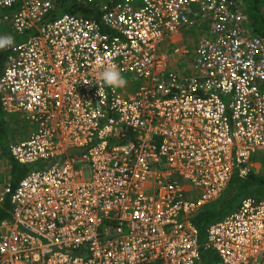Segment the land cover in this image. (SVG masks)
Instances as JSON below:
<instances>
[{"label": "built area", "instance_id": "2783aa9c", "mask_svg": "<svg viewBox=\"0 0 264 264\" xmlns=\"http://www.w3.org/2000/svg\"><path fill=\"white\" fill-rule=\"evenodd\" d=\"M4 36L0 111L30 130L7 143L28 169L0 189V264H200L191 216L264 150V39L243 0H0ZM204 233L218 264H264V198Z\"/></svg>", "mask_w": 264, "mask_h": 264}, {"label": "trees", "instance_id": "16d2710c", "mask_svg": "<svg viewBox=\"0 0 264 264\" xmlns=\"http://www.w3.org/2000/svg\"><path fill=\"white\" fill-rule=\"evenodd\" d=\"M244 12L247 16L250 30L253 34L262 37L264 39V0H243ZM68 10L64 7L63 3H57L53 11L54 14H59L60 12ZM83 11V10H82ZM2 57H0L1 64ZM1 114V113H0ZM4 119L0 117V146L1 152L5 154L10 161V183L13 184L20 176H22L27 171V166L20 165L10 159L7 153V145L3 140H5V130H4ZM37 166H40L38 163ZM264 180L253 173L251 170L247 177L244 179L237 178L233 176L221 194L209 205H204L198 211H196L190 219V222L197 230V242L200 246L199 248V259L200 264H218V258L213 251L208 249H203L202 244L204 242V230L208 224L222 218L224 215L228 214L238 205L241 199L245 197H251L253 199H261V196L257 192L260 184ZM8 214V201L7 198H3L0 202V218Z\"/></svg>", "mask_w": 264, "mask_h": 264}, {"label": "rangeland", "instance_id": "374dc122", "mask_svg": "<svg viewBox=\"0 0 264 264\" xmlns=\"http://www.w3.org/2000/svg\"><path fill=\"white\" fill-rule=\"evenodd\" d=\"M262 9H264V7ZM181 34L187 35V37L191 40L192 36L194 35V32L192 29L189 28L187 30L181 31ZM168 53H170V51H168ZM172 58H176V56L173 55ZM168 66L171 69L176 70L177 66L184 68L185 64L177 61L175 64H168ZM5 123H6L5 125H6L7 143H11V142H14L16 140L26 137L28 133V129L30 130V125L28 123L26 124V121L19 114H15L10 117L5 116ZM253 160L257 161L258 164H260L259 169L257 172H255V174L259 175L264 180V150L256 152L254 154ZM8 167H9V164H8L7 159L0 152V189L3 187L4 183L7 182ZM256 188H257V192H259L261 196H264V182L260 184L259 188L258 187ZM209 204L210 203L206 205H209Z\"/></svg>", "mask_w": 264, "mask_h": 264}, {"label": "clouds", "instance_id": "9594fccd", "mask_svg": "<svg viewBox=\"0 0 264 264\" xmlns=\"http://www.w3.org/2000/svg\"><path fill=\"white\" fill-rule=\"evenodd\" d=\"M6 3H10L11 0H5ZM14 43V40L11 36L0 37V50H3L7 47H11ZM100 79L104 84L111 88H122L126 86L127 81L121 75L118 69L115 66H108L100 73Z\"/></svg>", "mask_w": 264, "mask_h": 264}, {"label": "crops", "instance_id": "0c3cea01", "mask_svg": "<svg viewBox=\"0 0 264 264\" xmlns=\"http://www.w3.org/2000/svg\"><path fill=\"white\" fill-rule=\"evenodd\" d=\"M0 117H3V119H4V124H3V126H4V130H5V140H4V142L6 143V145H7V140H6V123H5V116H12V115H14V114H11V115H5V114H3L1 111H0ZM27 124V123H26ZM1 146H0V152H1ZM263 151V150H262ZM2 153V152H1ZM3 154V153H2ZM3 156L7 159V161H8V164H9V167H8V171H7V182H11L9 179H10V161L8 160V158H7V156L5 155V154H3ZM253 157L254 156H252V159H251V171L253 172V173H255V172H257L258 171V169H259V166H260V164H258V162L257 161H254L253 160ZM11 159V158H10Z\"/></svg>", "mask_w": 264, "mask_h": 264}, {"label": "water", "instance_id": "95a60500", "mask_svg": "<svg viewBox=\"0 0 264 264\" xmlns=\"http://www.w3.org/2000/svg\"><path fill=\"white\" fill-rule=\"evenodd\" d=\"M80 151L81 149L72 148V149H68L67 154L79 153Z\"/></svg>", "mask_w": 264, "mask_h": 264}]
</instances>
